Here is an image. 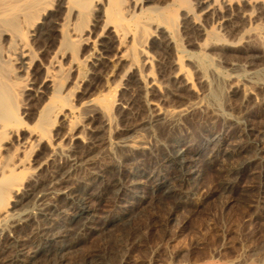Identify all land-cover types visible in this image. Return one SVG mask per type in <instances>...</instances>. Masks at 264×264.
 I'll list each match as a JSON object with an SVG mask.
<instances>
[{
  "label": "bare ground",
  "instance_id": "bare-ground-1",
  "mask_svg": "<svg viewBox=\"0 0 264 264\" xmlns=\"http://www.w3.org/2000/svg\"><path fill=\"white\" fill-rule=\"evenodd\" d=\"M147 7L125 0H0V264H36L52 250L63 258L73 249V238L87 230L89 234L97 230L105 233L147 198L144 192L134 191L143 178L153 182L152 197L170 181L173 185L166 193L177 203L186 204L190 195L197 196L198 157L206 154L207 162H214L210 147L217 148L224 135L209 136L200 148H190L183 136L173 132L194 116L209 112L239 126L237 146L226 152L229 161L221 165L228 178L222 182L227 190L237 186L242 174L262 160L259 152L264 132L250 121L241 123L226 117L217 108L222 90H208L212 102L192 101L189 93L194 91L193 85L182 58L193 53L182 49L174 30L180 13L186 47L199 50L203 66H210L213 56L229 49L252 67L264 58V51L251 47L264 39V0H169L163 6ZM137 8L139 14L133 13ZM102 11L108 18L102 30L114 34L118 43L113 57L106 56L113 41H98L96 47L78 28V22L85 26L90 17ZM52 36L55 49L45 63L36 53L50 51L48 40ZM151 44L160 51L156 59L146 50ZM84 47L92 49L91 60L86 62L93 81L109 63L112 74L124 68V84L116 100L98 97L78 106L72 103L92 85L88 81L86 89L82 87L83 63L76 52ZM137 52L142 57L141 67ZM61 61L68 64L67 72ZM63 71L75 75L65 94L60 85ZM133 77H138L142 90H130ZM250 83L238 80L225 90L228 97L240 95V110L259 101L261 92L264 97V83L255 82L259 90H251ZM140 109L148 112L146 118L140 117ZM63 121L69 127L64 133ZM160 127L166 131L164 140L153 145L148 138ZM62 141L66 142L63 146ZM158 150L161 153L155 154ZM148 156L152 163L142 166L140 160ZM125 173L131 179L127 180ZM109 196L130 197L135 202L123 214L105 219L103 228L91 227V200ZM261 215L264 218V211ZM172 259L165 264H236L214 255L178 263ZM93 263L106 264L97 257L88 262ZM52 264L65 263L59 260Z\"/></svg>",
  "mask_w": 264,
  "mask_h": 264
},
{
  "label": "rangeland",
  "instance_id": "rangeland-1",
  "mask_svg": "<svg viewBox=\"0 0 264 264\" xmlns=\"http://www.w3.org/2000/svg\"><path fill=\"white\" fill-rule=\"evenodd\" d=\"M125 1L129 4L131 1H135L138 6L143 8H146L147 5L148 7L163 6V4L169 2V0H151L150 4H147L145 0ZM138 9L140 8L135 9V12L132 9V12L139 14L140 10ZM177 20L176 26H178L175 27L174 35L184 51L189 50L193 53L189 58H182V66L189 71L193 85L194 91L189 93L192 101L201 99L204 102H212L209 99L208 90H222L217 108L226 117L236 121L239 120L241 123L242 121H250L259 131L264 132V97L262 92L259 101L251 102L243 110H240V95L234 98L225 94V90H229L228 88L237 83L238 80H241V82L250 81L251 83L247 86L251 90H259L255 87V82L264 83V58L258 64L248 67L247 62L244 63V60L235 58L236 53L227 49L219 55L213 56L210 66H203V62L198 57L199 50L196 47L190 49L186 47V40L180 30V13L177 14ZM104 21L108 22V18L104 16V11H102L90 17L85 23L86 27L78 22V28L83 29L89 35L90 41L96 47H98L100 41H113L109 49L111 53L106 55L113 57L118 43L114 34L102 30ZM54 37L52 36L48 40L52 49L48 52L50 55L46 57L48 53H40V50H38L39 52L35 51L37 56L44 59L45 63L48 59L49 62V57L53 56V50L55 49L53 47ZM251 47L263 52L264 39L253 42ZM146 50L153 59L160 55L156 44L148 45ZM91 53L92 49L90 50V47L78 48L76 52L77 59L83 63L81 71L85 82L82 87L85 88L89 82L92 84L89 88L86 86L87 89H85L88 92L79 101L73 99L72 103L77 106L86 100L98 97H105L111 101L116 100L118 90L124 84L125 70L124 72L122 70L124 68L119 67L115 71L117 74H112L110 63L100 74L101 76L95 77L93 81L90 74V64L86 62L91 60ZM226 55L228 58L232 57L228 59ZM46 58L48 59L46 60ZM141 59L142 57L137 52L136 61L140 67L142 65ZM61 64L63 69L65 68L64 71L67 72L68 64L65 61H61ZM153 70L155 78L158 79L156 70ZM64 71V80L60 83L63 94H65V91L70 90V84L75 79V75L67 74ZM86 71H88L87 74H85ZM140 71L142 74L141 68ZM86 75H89L88 78H86ZM89 78L90 80H88ZM136 79L138 77H133L129 82V87H132L130 90H142L141 85L137 84L139 80ZM33 86L36 87L35 82ZM45 102L43 101L41 105ZM161 105L167 106L164 103ZM111 108L116 125H119L117 115L113 110L114 106ZM208 114L209 112L203 114L202 117L194 116L192 120L188 118L189 122L186 125L173 132L176 136H183L190 148L194 149L200 148L209 136L212 138L213 136L224 135L217 148L216 146L210 147L213 149L212 154L215 153L216 159L214 162L208 163L205 157L209 155L205 156L206 154L198 157L199 163L197 162V166L199 165L200 180H194L198 191L197 196L190 195L186 204L177 203V200L166 193L168 188L173 185V181H170L155 193V197H152L153 182L148 180L147 177L143 178V184L137 186L134 191L144 192L147 198L142 201L139 207L135 208L133 214L127 215L126 219L119 220L110 226L111 228L109 227L110 229L108 228L105 233H100L97 230L93 234H89L90 231L87 230L83 236L73 238L74 247L63 258L58 257L59 254L52 250L47 257L40 258L36 264H52L54 261L59 260H62L65 264H88L94 257L105 260L106 264H165L172 258L175 263H178L184 259L194 261L210 255H214L216 259L221 261H235L236 264H248L249 262L264 264V218L261 215L264 211V192H262L264 191V141L261 139L263 141L262 150L259 152L262 160L254 163L253 167L242 174L241 180L239 179L236 184L237 186L234 185L233 189L229 188L230 190H227L222 184L223 181L228 179L222 166L225 165L227 160L225 158L226 152L237 146L238 140L235 136H237L239 126L235 125L234 121H229L224 117H215ZM147 116L148 112L140 109V117L146 118ZM33 120L34 117L29 122L33 124L35 122ZM186 121L188 120L186 119ZM80 124L83 123L80 122ZM62 126L61 132L64 133V128L69 127H67L65 121L62 122ZM146 131L147 129L143 128L142 133L147 137ZM165 134L166 131L163 127L156 128L148 139L153 145H158L164 140ZM60 143L63 146L66 142L62 141ZM160 153L159 150L155 152V154ZM140 161L142 166H147L152 163V158L149 156L147 158L143 157V160ZM124 177L127 180L131 179L128 173H125ZM132 202L135 201L130 197L113 199L111 196L101 201L91 200L92 222L90 226L96 229H99L98 227L103 228L105 219L123 214L125 209L133 204Z\"/></svg>",
  "mask_w": 264,
  "mask_h": 264
}]
</instances>
